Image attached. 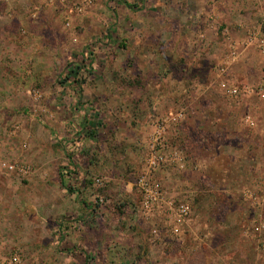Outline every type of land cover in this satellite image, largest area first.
<instances>
[{"label":"rangeland","instance_id":"374dc122","mask_svg":"<svg viewBox=\"0 0 264 264\" xmlns=\"http://www.w3.org/2000/svg\"><path fill=\"white\" fill-rule=\"evenodd\" d=\"M262 35L264 0H0V253L264 264Z\"/></svg>","mask_w":264,"mask_h":264},{"label":"built area","instance_id":"2783aa9c","mask_svg":"<svg viewBox=\"0 0 264 264\" xmlns=\"http://www.w3.org/2000/svg\"><path fill=\"white\" fill-rule=\"evenodd\" d=\"M48 1L53 2V0ZM75 8L77 10L79 9L77 6H75ZM257 44L261 52L264 53V35H262L261 38L257 40ZM233 93L237 94V91H233ZM3 167L10 171L15 170L13 166L3 165ZM21 172L23 171L21 170ZM188 211V208H182V213L188 214ZM0 264H29V262L25 254L20 249H14V251L9 254H0Z\"/></svg>","mask_w":264,"mask_h":264},{"label":"crops","instance_id":"0c3cea01","mask_svg":"<svg viewBox=\"0 0 264 264\" xmlns=\"http://www.w3.org/2000/svg\"><path fill=\"white\" fill-rule=\"evenodd\" d=\"M243 1H244V0H243ZM246 1H248V0H246ZM234 30H235V29H231V32H233ZM197 166H198V167H202V168H204V166L202 165V163L199 164V163L197 162ZM202 168H201V169H202ZM202 170H203V169H202ZM205 170H206V169L204 168V171H202V172H205ZM0 254H1V253H0Z\"/></svg>","mask_w":264,"mask_h":264}]
</instances>
